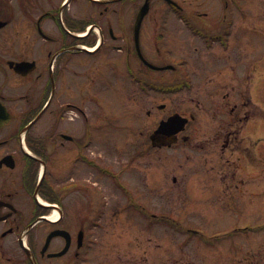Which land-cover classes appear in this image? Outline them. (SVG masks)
<instances>
[{
    "label": "flooded vegetation",
    "instance_id": "af4514ba",
    "mask_svg": "<svg viewBox=\"0 0 264 264\" xmlns=\"http://www.w3.org/2000/svg\"><path fill=\"white\" fill-rule=\"evenodd\" d=\"M4 1L0 21L7 24L0 29V107L7 108L12 121L0 129L4 134L0 135V264H125L130 251L134 258L127 264H140L139 226L149 233L155 230L158 185H164L169 191L164 197L170 199L173 188L197 191L199 183L213 189L221 186V191L229 193L233 185L227 182L238 174L263 177L264 172L247 174L245 168L250 123L263 121L258 119L257 109V116H252L247 107L251 101L246 90L238 100L231 84L236 79V61H244L248 53L247 48L236 46L242 19L254 11L260 15L252 16V21L261 20L264 0H259L257 8L249 0L246 4L238 0H171L175 7L168 0H150L139 33L136 22L147 0ZM159 3L161 7H155ZM176 29L184 33L186 43L191 39L193 47L189 48L198 60L204 55L221 66L219 70L205 66L201 72L228 81L230 92L222 95L224 104L198 101L197 107H188V116L180 113L190 119L184 131L175 137L159 134L153 142L160 124L179 112L168 113L171 107L165 104L149 107L141 119L148 120L147 130L141 124L138 134L131 136L126 130L130 127L122 122V91L111 104L118 107L115 113L92 103L97 97L91 90L93 58L123 63L134 76L131 80H144L140 90L155 94L156 84L171 86L176 79L173 75L178 66L169 58L176 56L181 65L189 62L187 53L178 55L173 46ZM80 79L82 92H78ZM131 107H136L139 117L138 105ZM45 108L36 123H41L39 133L22 138L23 122L33 120ZM192 109L202 113L203 123L210 117L219 121L206 141L192 142V128L198 130L201 122ZM209 144L216 158L229 154L233 160L227 163L234 165L210 174L215 178L211 183L200 179L195 168L167 167L171 150L182 148L185 153L198 154ZM6 157L12 158L15 169L2 163ZM198 159L200 166L208 162L201 154ZM43 173L37 196L52 203L48 208L40 206L36 197ZM126 222L135 226L124 236ZM249 224L219 233L230 234L219 237L217 243L237 235L247 237L239 245L223 246L222 258L214 263L264 264V236L248 237L262 233L264 222ZM129 235L132 239L126 242Z\"/></svg>",
    "mask_w": 264,
    "mask_h": 264
},
{
    "label": "rangeland",
    "instance_id": "374dc122",
    "mask_svg": "<svg viewBox=\"0 0 264 264\" xmlns=\"http://www.w3.org/2000/svg\"><path fill=\"white\" fill-rule=\"evenodd\" d=\"M238 2L239 4H246L245 0H238ZM248 3L257 8L259 0H249ZM17 4H15V7L18 6ZM155 7H161L160 3L155 5ZM244 14L247 16V12ZM259 15L260 13L257 14L252 11L248 18L242 19L243 27L237 34L236 46L247 48L248 53L244 61H236V79L231 84L235 86L234 94L238 100H241V93L246 90L251 101L247 107L251 110L252 116L259 114V112L256 114L254 111L256 107L261 109L260 112L264 111V15L261 20L253 19L252 21V16ZM239 19L240 16L238 14ZM172 23L175 25L176 20L173 19ZM172 40L173 46L175 47L176 45V53L178 55L187 53L186 55L189 57V62L181 65L176 56L172 57V59L166 56L167 59L169 58L170 61L178 66V70L175 73L172 72V74L174 73V78L179 80L190 79L189 86L180 92L173 91L170 94L160 92L154 94L152 92L145 94L138 85H131L129 74L123 63L113 64L108 59L103 58L98 62L93 58V85L91 90L93 92L92 96L97 95V97L92 103L94 107L97 105L105 107L107 111L113 109L115 113L118 107H112L111 104L114 101L116 102L118 94L122 91L125 105V107H121L123 111L122 122L126 126L131 127L129 130L131 136L138 134V128L141 124L147 130L148 120L146 118L144 120L141 119H143L142 117L145 116V111L149 107H155L156 105L158 107L159 104H165L166 107H171L168 113L177 111L188 115L191 112V108L188 107H197L198 101L203 105L215 106V104H224L222 95L225 97L230 92L228 81H220L216 76H213L212 79L208 73L203 74L201 72V69L205 66H209L210 69H221L217 62L208 59L204 55H201L198 60L197 55H194L189 48L190 46L193 47L191 39L188 42L187 38V44L184 33L179 29L174 30V35L172 33ZM195 59H197L199 64L196 63ZM136 67H139V65L137 64ZM114 69L116 70L115 72ZM244 69L247 71L246 74L242 73ZM173 84H177V82H173ZM83 87L84 82L82 79L78 80V92H82ZM218 87L221 88L219 93H217ZM222 87L224 88L222 89ZM134 90H137L136 93H133ZM210 90L215 96L212 95ZM135 104L140 109V118L136 116V107H131V105ZM194 113L197 114L201 122L197 125L199 127L198 130L194 127L192 128V130H195L191 133L192 142L194 139L206 141L208 136L214 135V129L218 128L219 121H215L210 117L206 123H203L202 113ZM258 119L262 120L263 123H259L260 121L254 123L255 120H253L248 129V134L251 133L253 136L251 135L250 140H247V143H249L245 145L248 147L245 162L247 174L264 172V116L258 115ZM39 130L40 126L37 125L31 135L38 134ZM111 133L109 132V134ZM129 134H124L125 141ZM0 135L4 134L0 133ZM261 138V142L256 140ZM209 146L210 144L198 154L194 151H186L185 153L182 148L171 150L169 152L171 163L167 167L173 169L195 168L194 172L199 173L200 179L206 183H211L215 178L210 174L220 173L221 169H228L234 165L233 163H227L228 159L233 160L231 155L226 154L216 158V155L211 152L213 151V146ZM200 154L202 160L208 158V162L204 161L202 166L197 165L198 160H200L198 159ZM159 164L158 170L160 169ZM227 183L233 185L229 193L221 191V186L213 189L211 186L204 187L197 183V191H191L188 188V191L178 192L175 190L176 188H173L170 199H165L164 197L165 194H169V191H165L164 185H158L155 212L158 215L165 213L164 222L169 226L159 223L151 233L146 227L139 226V258L142 262L140 264H216L214 260L222 258L223 246L239 245L247 237L237 235L234 238L217 243L219 237H228L230 234L219 233L232 232L240 225L246 223L252 225L263 223L264 175L262 178L258 176L256 179L254 175L243 177L238 174L235 178H230ZM234 185H239V187L236 188ZM232 195L233 198H231ZM152 199H155L154 194ZM236 201L238 202L235 203ZM128 224L126 222L124 226V236L126 231H132L135 226V223L129 226ZM184 228H186V233L182 230ZM197 229L202 231L199 232ZM260 234L264 236V231L248 237L260 236ZM190 235L196 237H191ZM131 239V235L127 236L126 242ZM133 258L134 256L130 251V255H125V264L127 262L131 263Z\"/></svg>",
    "mask_w": 264,
    "mask_h": 264
},
{
    "label": "water",
    "instance_id": "95a60500",
    "mask_svg": "<svg viewBox=\"0 0 264 264\" xmlns=\"http://www.w3.org/2000/svg\"><path fill=\"white\" fill-rule=\"evenodd\" d=\"M147 7H148V4L144 6V9L146 8L145 11L147 10ZM9 120H10V115L7 113L6 109L4 107H0V126H2L4 122H8ZM185 123H186V119L180 116H177V117H173L172 119H170L167 125L171 126L172 128H175L181 124L183 128Z\"/></svg>",
    "mask_w": 264,
    "mask_h": 264
},
{
    "label": "bare ground",
    "instance_id": "6f19581e",
    "mask_svg": "<svg viewBox=\"0 0 264 264\" xmlns=\"http://www.w3.org/2000/svg\"><path fill=\"white\" fill-rule=\"evenodd\" d=\"M56 216V215H55ZM55 216H53V217H55Z\"/></svg>",
    "mask_w": 264,
    "mask_h": 264
}]
</instances>
